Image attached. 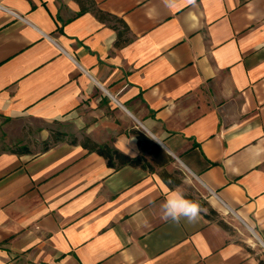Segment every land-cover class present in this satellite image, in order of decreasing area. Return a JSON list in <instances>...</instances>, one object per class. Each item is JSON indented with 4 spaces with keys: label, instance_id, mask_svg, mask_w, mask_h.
<instances>
[{
    "label": "crops",
    "instance_id": "crops-1",
    "mask_svg": "<svg viewBox=\"0 0 264 264\" xmlns=\"http://www.w3.org/2000/svg\"><path fill=\"white\" fill-rule=\"evenodd\" d=\"M85 6L0 0V118L78 141L0 151V264H260L264 0ZM132 130L202 189L195 222L162 219L183 185L80 143L135 158Z\"/></svg>",
    "mask_w": 264,
    "mask_h": 264
},
{
    "label": "trees",
    "instance_id": "trees-1",
    "mask_svg": "<svg viewBox=\"0 0 264 264\" xmlns=\"http://www.w3.org/2000/svg\"><path fill=\"white\" fill-rule=\"evenodd\" d=\"M76 1L80 4L82 11H85L87 9L85 4H92V0ZM93 13L100 21L106 20L105 15L99 10H93ZM131 134L136 137L138 149L140 152L139 156L135 158L128 157L116 150H112L106 145H98L88 138H84L82 141H80V143L81 146L87 149L89 152H95L103 157L106 160L108 167L110 168H118L122 166L140 168L149 173L157 174L169 187L180 186L182 184V181L174 176V172H169L166 168L174 160L146 134L136 130H132ZM67 137V134L63 132L51 130L49 138L41 143L42 150H48L52 145L65 141ZM70 142L72 144H76L78 141L77 139L72 138ZM12 152L16 154H24L28 153V149L27 147L22 146L15 150H12ZM155 168H159L160 172L156 173ZM184 196L187 199L196 201L190 192L184 193ZM200 205L201 208L206 207L204 203H201ZM204 216L208 219H216L214 212L210 209H207V213L204 214ZM217 222L220 226L229 231L228 226L223 224L221 221ZM259 262L260 264H264L263 260H259Z\"/></svg>",
    "mask_w": 264,
    "mask_h": 264
},
{
    "label": "rangeland",
    "instance_id": "rangeland-1",
    "mask_svg": "<svg viewBox=\"0 0 264 264\" xmlns=\"http://www.w3.org/2000/svg\"><path fill=\"white\" fill-rule=\"evenodd\" d=\"M73 137H67V139H72ZM42 142L37 140V132L35 129L25 126L22 123L11 122L10 120H4L0 118V151L3 150H15L19 147L25 146L28 150L39 151L42 149ZM167 171L174 172V176L181 181L186 180V184L183 182L181 185L185 193L190 192L196 202L201 204L203 202L202 195H204L202 189H200L194 181L190 180V177L186 174L182 168L173 161L167 167ZM155 172L159 173L160 169L155 168ZM190 184H194V188L190 187ZM259 250L263 252V249L259 247ZM264 254V252H263Z\"/></svg>",
    "mask_w": 264,
    "mask_h": 264
},
{
    "label": "clouds",
    "instance_id": "clouds-1",
    "mask_svg": "<svg viewBox=\"0 0 264 264\" xmlns=\"http://www.w3.org/2000/svg\"><path fill=\"white\" fill-rule=\"evenodd\" d=\"M162 219L180 223L182 219L189 223L195 222L203 211L201 205L193 200L187 199L179 191L172 192L161 204Z\"/></svg>",
    "mask_w": 264,
    "mask_h": 264
}]
</instances>
